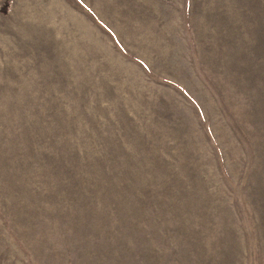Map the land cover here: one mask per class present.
<instances>
[{"label": "rangeland", "instance_id": "rangeland-1", "mask_svg": "<svg viewBox=\"0 0 264 264\" xmlns=\"http://www.w3.org/2000/svg\"><path fill=\"white\" fill-rule=\"evenodd\" d=\"M0 264H264V0H0Z\"/></svg>", "mask_w": 264, "mask_h": 264}]
</instances>
